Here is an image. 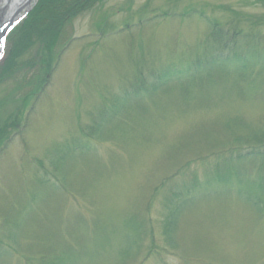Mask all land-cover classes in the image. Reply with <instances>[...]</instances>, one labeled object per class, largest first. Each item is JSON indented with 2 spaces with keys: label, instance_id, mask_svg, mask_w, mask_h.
I'll use <instances>...</instances> for the list:
<instances>
[{
  "label": "rangeland",
  "instance_id": "rangeland-1",
  "mask_svg": "<svg viewBox=\"0 0 264 264\" xmlns=\"http://www.w3.org/2000/svg\"><path fill=\"white\" fill-rule=\"evenodd\" d=\"M202 12L258 15L264 40L250 0H99L51 55L29 49L4 72L0 126L17 125L0 143V264H264V68L177 83L102 118L139 69L149 80L208 56ZM256 150L259 162L245 156ZM166 217L179 223L171 245Z\"/></svg>",
  "mask_w": 264,
  "mask_h": 264
},
{
  "label": "trees",
  "instance_id": "trees-1",
  "mask_svg": "<svg viewBox=\"0 0 264 264\" xmlns=\"http://www.w3.org/2000/svg\"><path fill=\"white\" fill-rule=\"evenodd\" d=\"M250 1L255 6L264 9V0ZM96 3H99V0H38L35 7L10 32L7 38L8 46L6 49L8 48L9 54L8 58L1 62L3 65L0 63V78L4 72L12 74L21 68L22 66L18 62V59L24 53H27L29 49L35 48L36 51L40 50L41 52L47 50L49 55H51L52 48H54L53 46L57 40L60 39V35L65 29L68 20L71 17H76L81 13L89 11ZM194 12L198 13L196 10ZM199 14L208 25L210 32V41H207V43H211L208 56L205 57L203 54L190 62L180 59L158 70H148L149 80L144 76L145 72L139 69L140 71H138L135 81L129 84L128 89H125L124 93L120 95L121 98H116L115 100L111 98L112 102L109 104L111 108L105 111V116H102L104 120L107 118L106 116L110 119L121 116L122 112H120V109L128 107L131 104L132 98L142 95L147 96V98H153L161 90L173 87L177 83L183 84L188 81L193 83L196 80L210 79L218 72L224 74L235 73L243 77L245 73L248 74L254 71L253 67L255 65L264 68V40L258 39L260 35L258 31L259 22H256L260 21L262 24V19L258 15H252L255 19L251 16L249 20H230L222 24L216 19L207 16L204 12ZM185 15L187 14H183V16ZM71 40H74V38ZM42 56L44 57L43 54ZM184 61L185 63L181 64ZM42 62L43 75L37 86L39 91H43L45 84L49 80L48 76H50L52 68L50 57L47 60L43 59ZM19 66L21 67L19 68ZM25 81L26 77L23 78V81L21 80V82ZM16 125L17 122L14 121L11 124L0 126V143L5 136L3 131L6 128L8 129L9 126ZM103 128L101 129V126H98L95 129H98V133H100ZM3 146H1L0 150ZM59 149L61 148L59 147ZM257 153L256 150V153L248 152L245 156L251 154L250 158H255L259 162L261 156ZM56 158L58 160L63 159L59 151H56ZM215 178L221 181L223 176L218 174ZM213 179H206V181L209 183ZM195 181L192 183L191 188H187V191L200 184L199 180ZM167 201L165 203L166 206ZM178 224L177 219L170 220V218L166 217L165 233L167 242L170 245L172 244L170 231L172 228L176 229Z\"/></svg>",
  "mask_w": 264,
  "mask_h": 264
},
{
  "label": "bare ground",
  "instance_id": "bare-ground-1",
  "mask_svg": "<svg viewBox=\"0 0 264 264\" xmlns=\"http://www.w3.org/2000/svg\"><path fill=\"white\" fill-rule=\"evenodd\" d=\"M8 2V6H13V10H16L19 7L26 6L32 2V0H3ZM13 10L9 12V14H13ZM16 13V12H15ZM11 16V15H10Z\"/></svg>",
  "mask_w": 264,
  "mask_h": 264
},
{
  "label": "water",
  "instance_id": "water-1",
  "mask_svg": "<svg viewBox=\"0 0 264 264\" xmlns=\"http://www.w3.org/2000/svg\"><path fill=\"white\" fill-rule=\"evenodd\" d=\"M30 8H31V5H28V9H30ZM4 10H5V8H4ZM18 13H19V12H18ZM13 23H14L13 20H11V23H9L7 26L3 27V32H2V34H1L2 37H5L7 31H8L9 28L13 25Z\"/></svg>",
  "mask_w": 264,
  "mask_h": 264
}]
</instances>
